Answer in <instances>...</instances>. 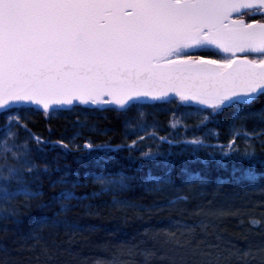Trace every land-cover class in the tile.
Segmentation results:
<instances>
[{
	"label": "snow or ice",
	"instance_id": "obj_1",
	"mask_svg": "<svg viewBox=\"0 0 264 264\" xmlns=\"http://www.w3.org/2000/svg\"><path fill=\"white\" fill-rule=\"evenodd\" d=\"M261 20L264 0H0V127L4 129L0 133V214L5 219L15 217L16 209L8 207L11 202L22 198L24 206L30 207L43 195L36 185L51 169L47 161H38V154L49 142L28 127L35 111L47 117L58 109L81 105L122 114L137 107L179 104L193 106L202 115L195 127L207 126L228 110L236 120L255 118L264 123ZM205 51L231 55L217 58L201 54ZM238 52L245 56L237 57ZM258 103L261 106L256 108ZM179 124L177 120L170 127ZM21 131L28 139L19 144ZM150 135L157 137L155 131ZM145 139L137 133L127 147L136 148ZM235 140L221 147L224 156L239 153ZM183 142L196 147L205 143L200 137ZM55 146L72 149L63 140ZM100 147L109 146L83 144L89 151ZM253 154L249 145L244 155ZM153 155L151 150L142 152L145 158ZM10 159L16 162L9 164ZM127 180L97 176L93 182L110 189L126 187ZM78 199L71 190L56 196L62 209ZM201 214L223 219L238 213L197 209L196 215ZM48 222L42 218L37 227ZM248 223L256 230L264 227V220L253 218ZM198 227L207 232L203 221ZM145 235L151 240L165 237L167 250L161 255L154 248L119 245L111 257L97 258L93 264H154L156 260L161 264H264V246L201 247L193 225H178L175 231L146 229Z\"/></svg>",
	"mask_w": 264,
	"mask_h": 264
},
{
	"label": "trees",
	"instance_id": "obj_2",
	"mask_svg": "<svg viewBox=\"0 0 264 264\" xmlns=\"http://www.w3.org/2000/svg\"><path fill=\"white\" fill-rule=\"evenodd\" d=\"M140 112L145 115L141 117ZM202 118L192 106L179 104L137 107L122 114L82 106L47 117L35 111L28 127L49 142L39 151L38 161H47L51 171L36 185L43 193L39 200L30 207L20 206L15 217L0 215V264H93L97 258L111 257L119 245L154 248L162 255L166 238L151 240L145 230L175 231L185 224L197 226L201 247L216 243L238 249L264 246V227L256 230L248 223L253 218L264 220V135H249L254 149L250 158H244L240 149L244 134L264 133V123L255 118L236 120L228 110L207 126L195 127ZM137 120H147L152 127L133 132ZM177 120L178 127L171 128ZM153 131L168 140L151 136ZM137 133L146 139L129 149ZM194 137L204 139V145L183 142ZM233 137L240 151L224 156L221 147ZM59 140L72 149L56 147ZM86 142L109 147L89 151L83 148ZM149 150L154 155L143 157L142 152ZM96 176H124L127 186L105 189L93 182ZM62 190L73 191L79 199L62 209L56 200ZM219 208L238 214L223 219L196 215L197 209ZM42 218L49 222L37 227ZM201 221L208 226L206 233L198 227Z\"/></svg>",
	"mask_w": 264,
	"mask_h": 264
},
{
	"label": "rangeland",
	"instance_id": "obj_3",
	"mask_svg": "<svg viewBox=\"0 0 264 264\" xmlns=\"http://www.w3.org/2000/svg\"><path fill=\"white\" fill-rule=\"evenodd\" d=\"M244 19H248V18H244ZM260 22H264V20H262V21H260ZM220 54V53H219ZM221 56H228V55H223V54H220ZM249 58H251V57H249ZM70 110V109H69ZM194 114V113H193ZM193 114H190V115H193ZM146 121V122H145ZM142 120V121H138L137 120V122L139 123V124H137L134 128H135V130H140V132H144L145 130H147V129H149V128H151L152 127V124H150V122H148L147 120ZM148 126V127H147ZM149 126H151V127H149ZM142 127H145V128H142ZM3 131H4V129L3 128H0V133H3ZM244 138H245V140L244 141H242L241 142V144H240V149L242 150V156L244 157V158H250L251 156H245L244 155V150L245 149H247V148H249V142H248V140H249V135H245L244 134ZM28 139V137H27V135L24 133V132H20L19 133V139L16 141V143H19V144H22V143H24L26 140ZM11 146V145H10ZM16 161H14V160H12V159H10L9 161H8V163L9 164H12V163H15ZM248 175H251V173L250 172H248ZM97 177V176H96ZM95 178V177H94ZM113 179V178H112ZM114 180H118V179H114ZM150 180H154L155 182L157 181V180H159V181H165L164 179L163 180H160V179H150ZM118 188H120L119 186H116V187H113V188H110V189H118ZM13 190H17V189H13ZM24 204L22 203V198L21 199H19V200H16V201H13V202H11L9 205H8V207H9V209H12V208H15L16 209V212H17V210H18V208L20 207V206H23ZM1 215V217H3L4 216V214H0Z\"/></svg>",
	"mask_w": 264,
	"mask_h": 264
},
{
	"label": "water",
	"instance_id": "obj_4",
	"mask_svg": "<svg viewBox=\"0 0 264 264\" xmlns=\"http://www.w3.org/2000/svg\"><path fill=\"white\" fill-rule=\"evenodd\" d=\"M233 17L235 18L236 17V14H233ZM261 23H264V22H261ZM220 54H223V55H231L230 53H220ZM236 55H237V57H239V58H243L244 56H245V54L244 53H236ZM170 95H174V94H172V93H170ZM77 106H81V105H77ZM184 106H189V105H184ZM83 107V106H82ZM193 107V106H192ZM69 109H71V108H62V109H58V110H69ZM89 109H91V108H89Z\"/></svg>",
	"mask_w": 264,
	"mask_h": 264
}]
</instances>
